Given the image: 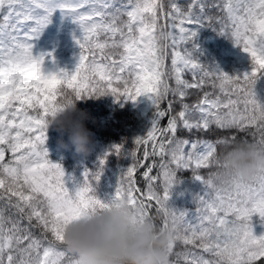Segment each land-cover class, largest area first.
<instances>
[{"label": "snow or ice", "instance_id": "6c2138e0", "mask_svg": "<svg viewBox=\"0 0 264 264\" xmlns=\"http://www.w3.org/2000/svg\"><path fill=\"white\" fill-rule=\"evenodd\" d=\"M213 6L224 13L217 19L219 34L230 36L248 54L251 71L228 74L218 65L205 68L192 51L179 50L195 41L205 23L202 0H192L186 11L174 0L168 5L165 0H0V264H80L65 246V226L121 198L140 209L141 219L151 216L155 206L164 217L162 227L171 223L175 230L172 254L178 243L183 245L185 251L177 255L187 264H264V234L257 236L253 224L257 215L264 222V175L251 182L214 172L202 176L201 169L219 167L214 161L218 145L229 138L190 141L178 135L213 126L254 129L253 140L264 143V102L256 92L264 78V0H224ZM57 10L79 25L81 51L73 71L45 73V60L54 55H35V41ZM194 48L197 53L199 46L194 43ZM185 72L192 81L184 79ZM208 83L218 95L205 92L194 104L184 102L190 89ZM69 94L77 100L110 95L118 103L147 96L155 108L152 127L131 149L126 142L112 145L97 170L86 169L82 181H76L50 159L46 147L48 118ZM169 95L181 102L175 115H170L172 100L167 109L160 107ZM166 115L167 126L161 127ZM113 155L130 156L132 163L115 192L101 196L97 186ZM150 157L160 162L153 160L143 172L144 192L137 187L136 173ZM180 170H191L204 187L191 218L169 203L181 183ZM157 182H162V192ZM33 227L41 234L35 235Z\"/></svg>", "mask_w": 264, "mask_h": 264}, {"label": "trees", "instance_id": "16d2710c", "mask_svg": "<svg viewBox=\"0 0 264 264\" xmlns=\"http://www.w3.org/2000/svg\"><path fill=\"white\" fill-rule=\"evenodd\" d=\"M192 0H180L179 4L186 5ZM172 0H165V4L168 5ZM206 5L205 8V23L203 27L199 28L198 36L195 41H189L187 44L191 48L194 54V58L204 64L205 68L208 65H218L223 71L226 70L228 74H233L231 71V62L235 59L242 58L238 53H234L233 50L236 44L232 41V38L227 35H220L221 25L217 23V19L224 16V13L220 11L218 7L213 5H222L224 0H202ZM197 11H199L197 9ZM212 17L210 23L207 22V18ZM81 35L79 25L73 21L72 18H65L62 13L57 10L52 17V22L45 28L42 35L35 41L34 54L39 55L41 53H53L52 57H47L44 64L45 73L55 72L58 69H65L69 72L73 71L78 63L80 48L76 43V39ZM194 43L199 46L197 53L195 52ZM57 46V49H55ZM237 47V46H236ZM169 59L166 62L169 70L171 69V52L169 51ZM188 78V75H185ZM190 79V78H189ZM169 83L172 88H175L174 79H170ZM117 86L113 84V87ZM205 92L211 93L212 96L218 95L219 90L214 89L210 83L206 84L203 89H190L189 96L184 102L194 104L203 98ZM256 92L259 100L264 102V78H261L256 85ZM211 98V97H210ZM114 97L102 96L100 98H88L82 99L78 102V107L81 110H86L90 118L85 122L86 127L92 133V151L87 156H80L76 152H71L69 155L62 151V148L55 142L52 137L54 133H60L55 128L49 129L47 132L46 147L50 154V159L56 163H60L63 167L67 166L69 170L66 172L69 177H74L76 181H82L83 173L87 170H92L90 163L97 161L100 164L101 157L110 150L114 144L125 143V147L131 149L134 147V141L137 137L144 136L152 127V121L155 116V108L153 107L147 114L142 115L136 109L130 107V105L113 104ZM173 101V110L170 115H175L181 109V102L178 97L169 95L164 101H162L161 109H167L168 101ZM104 119V120H103ZM169 115L163 117L160 121L161 127H166L168 123ZM254 129H248L246 131H238L236 129L223 130L218 129L215 126L211 130L201 131L193 130L188 132L187 130L178 131V135L181 138H187L190 141L195 140H211L216 141L217 138L223 139L229 138L230 142L227 144L221 143L218 145V153L226 150L233 144L240 142H254L252 132ZM65 141L69 143L68 134L65 133ZM231 137H235V140H231ZM258 139V135H257ZM143 146H141L140 153L142 156ZM68 156V157H67ZM155 160L157 164L160 162L159 157H150L148 161H144V167L138 169L136 173L137 187L142 191H147V184L143 178V172L146 171L147 166ZM132 160L130 156L118 157L111 156L105 165L109 169L105 172L106 175H102L100 182L97 186L98 192L101 196L107 192V176L115 173L118 180L122 172L131 165ZM98 164V165H99ZM104 167V168H105ZM159 171L158 168L153 169L152 175H156ZM216 168H206L200 170V175L207 177L210 172H215ZM191 170H180L177 172V177L181 183L177 184L171 195L169 201L170 206L174 209H195L198 206L196 197L198 196V187L195 186V179ZM109 178L110 181L116 182V177ZM117 183V182H116ZM157 191L162 192V182L156 183ZM139 195V194H138ZM8 215L14 213L9 211ZM163 217L161 213L155 211V206L152 209V215ZM27 223L26 221L24 222ZM32 231L35 235H40V229L33 227ZM185 251V248L181 244H177L173 254L171 256L172 263L187 264V261L181 255H177ZM262 264V262H258Z\"/></svg>", "mask_w": 264, "mask_h": 264}, {"label": "clouds", "instance_id": "9594fccd", "mask_svg": "<svg viewBox=\"0 0 264 264\" xmlns=\"http://www.w3.org/2000/svg\"><path fill=\"white\" fill-rule=\"evenodd\" d=\"M78 102L69 94L62 101L64 106L48 118L47 132L55 128L62 135L67 133L69 143L62 141V146L87 157L92 151V133L85 123L90 115ZM214 161L219 165L214 173L251 182L264 175V143L233 144ZM163 220L159 214L141 219L140 209L121 198L110 208L66 225L64 243L80 264H172L176 233L171 223L162 227Z\"/></svg>", "mask_w": 264, "mask_h": 264}, {"label": "rangeland", "instance_id": "374dc122", "mask_svg": "<svg viewBox=\"0 0 264 264\" xmlns=\"http://www.w3.org/2000/svg\"><path fill=\"white\" fill-rule=\"evenodd\" d=\"M179 1L180 0H174V2L178 3L179 4ZM119 2V0H118ZM173 2V0H172ZM192 3V1L188 2L186 5L182 6L181 4H179L185 11L187 10L189 4ZM233 41V39H232ZM234 42V41H233ZM185 48L188 50V51H191V48L188 46V44L186 45H182L180 47V51L183 52L185 50ZM55 49H57V46H55ZM169 51L171 52V49H169ZM233 55L234 53H238L242 58L240 59H235V60H232L231 62V71L233 74H239V73H244V72H247V71H251V60H250V57L248 56V54L246 52H244L240 47H236L234 46V50H233ZM225 73H228L226 70H224ZM188 75V78L185 77V75ZM190 78V79H189ZM184 79L188 80V81H192L193 80V77L191 75L190 72H185L184 74ZM113 104H119V105H130V107L136 109L137 111H139L142 115H145L147 116L148 112L154 107L153 104H152V101L147 97V96H141L138 100V102L136 103H133L131 101H128V102H116V99H114V102ZM104 120V119H103ZM52 137L55 139V142L58 143V145L62 148V151L64 153H67V155H69L71 152H75L74 148H64L62 146V141L63 143L67 144L68 142L65 141V137L66 135L65 134H61V133H54L52 135ZM68 157V156H67ZM53 162H55L54 160H52ZM71 163L67 164L66 166H64L63 168L65 169V172H68L69 170L67 169V166H69ZM99 163L97 161H93L90 163V166L92 167V170L95 171L97 170V168L99 167L98 165ZM109 169V167H105L104 168V172H103V175H106V171ZM116 174L113 173L112 175H109L107 176V192L105 193V195L107 194H112L115 192V189L117 188L118 186V183H119V180L118 178L115 176ZM69 176V175H67ZM114 176L116 177V182H112L110 181L109 178H114ZM115 179V178H114ZM195 181V186L198 187V196L199 195H202L203 192H204V187L202 185V183L198 180H194ZM70 189L73 187V182L70 180L68 181V185H67ZM104 196V194H103ZM199 203H198V206L197 208L199 207ZM197 208L195 209H180L178 211H187L190 216L189 218H191L192 216H195L196 214V211H197ZM253 224H254V230H255V234L257 236L259 235H262L264 234V222L261 221V218L257 215V216H254L253 217ZM195 251H199L198 249H193ZM184 252V251H183ZM182 252V253H183ZM182 257H184L183 255H181ZM185 258V257H184ZM172 264H181V263H172Z\"/></svg>", "mask_w": 264, "mask_h": 264}]
</instances>
